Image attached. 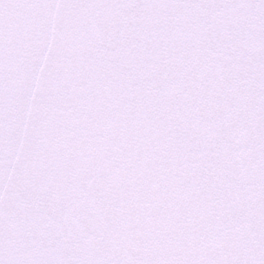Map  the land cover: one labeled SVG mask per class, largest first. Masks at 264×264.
<instances>
[{"label": "snow or ice", "instance_id": "obj_1", "mask_svg": "<svg viewBox=\"0 0 264 264\" xmlns=\"http://www.w3.org/2000/svg\"><path fill=\"white\" fill-rule=\"evenodd\" d=\"M0 264H264V0H0Z\"/></svg>", "mask_w": 264, "mask_h": 264}]
</instances>
